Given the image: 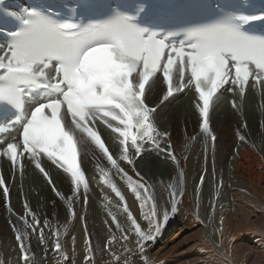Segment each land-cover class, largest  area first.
Here are the masks:
<instances>
[{
	"label": "snow or ice",
	"instance_id": "1",
	"mask_svg": "<svg viewBox=\"0 0 264 264\" xmlns=\"http://www.w3.org/2000/svg\"><path fill=\"white\" fill-rule=\"evenodd\" d=\"M147 7L129 0L119 4L63 0L59 5L42 3L10 11L0 0V158L8 160L11 170V178L0 173V194L8 206V222L21 264H36L33 238L43 247L45 259L49 251L59 257L57 264H68L69 258L59 225L53 227L26 198L23 214L10 204L16 175L22 177L29 165L66 205L68 218L83 221L84 264H96V246L86 215L75 208L82 202L86 210L90 189L80 165L74 166L73 161L82 150L87 154L89 146L100 153L95 158L100 180L118 197L114 201L108 192L103 194L108 219L104 221L107 236L102 251L112 257L110 264H157L148 254L149 245L159 240L179 213L187 192L172 134L160 127L156 117L164 103L185 91L193 92L200 129L189 140L202 136L204 144V166L192 186L196 206L193 227L204 225L205 219L215 222L220 237L215 246L223 247L227 218L222 204L218 221L216 210L224 182L215 167L217 136L212 119L224 93L232 95L229 103L241 115L246 90L264 94V7L255 9L247 0L201 6L210 18L183 25L178 31L144 23ZM158 81H162L163 91L157 104L151 105L149 94ZM101 130L114 138L118 151L109 150ZM237 135L246 142L239 131ZM210 152L213 162L209 172ZM145 153L170 162L176 175L169 173L167 181L147 179L136 168ZM187 159L183 157L185 162ZM103 161L110 168L106 169ZM49 163L68 174L71 196L57 188ZM112 170L135 195L137 214L108 178ZM209 175V212L202 217L201 200ZM158 186L167 192L166 198L157 194ZM20 194L24 196L22 185ZM51 203L55 208L56 200ZM113 208L122 211L125 223ZM236 239L232 236L229 243ZM72 244L75 251V236ZM197 250L205 254L203 249ZM0 264L11 262L0 257Z\"/></svg>",
	"mask_w": 264,
	"mask_h": 264
},
{
	"label": "bare ground",
	"instance_id": "2",
	"mask_svg": "<svg viewBox=\"0 0 264 264\" xmlns=\"http://www.w3.org/2000/svg\"><path fill=\"white\" fill-rule=\"evenodd\" d=\"M17 1L22 2L21 0ZM162 91V81H158L149 94L148 102L151 105L157 104ZM232 98L230 93H224L223 98L216 106L215 115L212 119V126L215 133L218 134L215 142V167L217 175L222 174L224 182L223 198L217 204L216 218L218 221L221 214L220 205L222 204L224 206L223 214L227 218L225 228L235 227V229H238V233L239 230L244 232L239 233V240L235 246L237 248L244 247L248 252L243 250L246 252L244 257L249 255L248 259L252 258V261H250L251 264H254L263 251L259 246L264 243V228L261 227L264 225V127H261V123L264 122V94L259 90H246L242 109L243 115L233 109L229 103ZM193 100V92L185 91L183 94L177 95L175 99H170L169 102L164 103L157 112L158 124L162 129L171 132L175 152L181 156L186 175L187 192L179 213L168 223L159 240L154 245H149L148 254L157 261V264L160 261L172 264L175 262H178V264L188 263L190 258L188 260L182 258L184 255L191 254L195 250V246H199L197 248L203 249L204 252L205 250L208 251V255L209 253L210 255L207 256L211 259L209 262L207 256L195 255L194 261L203 260L206 264H213L211 261H219L226 255L221 247L215 246L219 244V241L216 240L219 235L214 230L215 222L205 219L204 225L197 224L193 227L195 224L193 214L196 211V206L193 200L192 186L193 181L198 180L199 173L204 166L203 137L200 136L194 142L189 140V137L200 131L197 115L193 108ZM245 123L246 127L244 126ZM238 131L246 137V142H241L238 139ZM101 138L111 152L118 151L114 138L109 135L108 131L101 130ZM86 151L87 154L84 150L81 151L77 164L80 165L81 170L84 172V178L89 183L88 204L86 210L82 202L77 203L75 208L81 215H86L87 226L92 233V242L96 246V259H103L102 261H104L107 258L110 259V255L106 251H102L107 236L104 221L108 219V209L105 207L107 201L104 200L103 194L108 192L114 201H118V197L99 178V172L95 167V158L100 155L99 151L95 150L93 146H89ZM184 156L188 157L186 162L183 160ZM212 162L210 152L208 159L209 172L211 171ZM103 164L106 169L110 168L107 161H103ZM136 168L142 174H146V178L152 181L161 179L167 181L171 178L169 173H171V176L176 175L174 166L155 153H145L142 159L137 160ZM49 170L57 188L66 195L71 196L72 186L68 174L50 163ZM0 173L11 178V170L6 158H0ZM129 174L133 175L132 172ZM92 177H95V179H91ZM108 178L124 194L125 201L130 205V210L137 214L139 204L131 189L128 188L127 183L121 180L118 175H115L114 170L109 172ZM21 185L24 193L23 197L20 194ZM241 189H244V191H241ZM0 191H2V188H0ZM211 192L212 177L209 175L204 185L201 200L200 212L202 217L208 216ZM161 193L165 198L167 197V192L158 186L157 194L160 195ZM25 198L30 200L33 209H36L42 215H46L52 221L53 227L59 225L61 232L64 234L63 238L69 257L68 264H84L83 221L79 218H68L66 205L55 197L50 186L46 184L41 174L35 171L31 165L27 166L22 177L17 173L15 183L11 186L9 201L12 208L20 214H23L24 211L23 200ZM53 199L60 207L57 217H55L57 213L55 214L52 208L51 201ZM113 212L118 215L121 223H125V216L122 211L113 208ZM8 221V206L4 197L0 194V257L10 261L11 264H21L18 260L14 235ZM256 223H260L259 227L254 225ZM249 230L253 231L255 235L252 234L254 236H251ZM195 232L199 235L198 242L195 241L194 246H185L184 241L189 238L184 237V234L189 233L192 235ZM73 236L76 237L75 251H73L72 244ZM32 243L33 251L36 254V264H57L59 259L57 255L49 251L45 259L43 247L37 245L35 238H33ZM260 243L261 245L258 246ZM117 251H120L119 245H117ZM232 254L236 259L242 258L238 250H232ZM166 255L169 256L168 260ZM212 257L217 259H212Z\"/></svg>",
	"mask_w": 264,
	"mask_h": 264
},
{
	"label": "rangeland",
	"instance_id": "3",
	"mask_svg": "<svg viewBox=\"0 0 264 264\" xmlns=\"http://www.w3.org/2000/svg\"><path fill=\"white\" fill-rule=\"evenodd\" d=\"M216 135H218L217 133H216ZM71 195H72V193H71ZM57 206H55V208H53V206H52V208H53V210L55 211L54 213L56 214L55 215V217H57V215H59V212L60 211H58V210H60V207H59V205L58 204H56ZM57 210V211H56ZM259 224L260 223H256V224H254V225H256V226H258L259 227ZM251 234H250V233ZM249 234L251 235V236H254L255 234L253 233V231H251V230H249ZM239 233H244V232H242L241 230H239ZM238 233V229L236 228L235 229V227H227V228H225V230H224V236H223V247H221L223 250H224V253L226 254L225 255V257H222V259L221 260H216V261H218V262H216L215 260L214 261H211V262H213V264L216 262V264H231V263H233V264H251V261H252V258L251 259H248V256L249 255H247L246 257H244V255H246V252H247V250H245V248L244 247H239V248H237L235 245L237 244V241L239 240L238 239V236L240 235ZM248 234V235H249ZM252 234H254V235H252ZM190 234L188 233V234H184V237H187V238H189V239H186L185 241H184V245L185 246H187V245H190V246H194L193 244H195L194 242L195 241H197L198 239H199V235L195 232V233H193L192 235H190ZM198 235V236H197ZM232 236H236L237 237V239L233 242V243H229V240H230V238L232 237ZM192 238H194V239H192ZM197 238V239H196ZM193 240V241H192ZM216 240L217 241H219L218 243H220V237L219 238H216ZM198 242V241H197ZM262 243V242H261ZM261 243L260 244H258V246L259 245H261ZM261 246H263V248H264V243H263V245H261ZM261 246H259L260 247V249H261V251H262V253H260L261 255L258 257V259L256 260V263H254V264H264V249L263 248H261ZM197 247H199V246H195L194 248H195V250H193L192 251V253L191 254H188V255H184V257L182 258V259H189V262H193L194 261V257H195V255L196 256H199V255H202L201 254V252L200 251H198L197 249ZM197 248V249H196ZM200 249V248H199ZM232 250H238L239 252H240V254L239 255H242V258H239V259H236V258H234L233 257V254H232ZM243 250H245L246 252H244ZM198 252V253H197ZM206 252V253H205ZM205 254H203L204 256H207L208 255V251H206L205 250ZM228 253H230V255H228ZM248 253V252H247ZM223 254V253H222ZM209 255H210V253H209ZM208 255V256H209ZM224 255V254H223ZM208 256H207V259H209V262H210V259H211V257L210 258H208ZM166 257H167V255H166ZM252 257V256H251ZM168 258H169V256L167 257V260H168ZM111 259H112V257L110 256V259L109 258H107V260H104V261H102V260H97L96 261V264L98 263V264H110V261H111ZM176 259V258H175ZM174 259V260H175ZM181 259V258H180ZM192 259V260H191ZM212 259H217V258H214V257H212ZM108 260H109V262H108ZM173 260V262H175ZM191 260V261H190ZM250 261V263H249V261ZM101 261H102V263H101ZM100 262V263H99ZM188 262V263H189ZM21 263V262H20ZM187 262H185V264H188ZM159 264V263H158ZM164 264H172V263H170V262H166V263H164ZM173 264H178V262H175V263H173ZM189 264H191V263H189Z\"/></svg>",
	"mask_w": 264,
	"mask_h": 264
}]
</instances>
